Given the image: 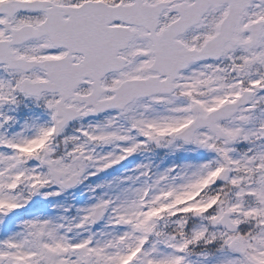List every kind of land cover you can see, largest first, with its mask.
Returning a JSON list of instances; mask_svg holds the SVG:
<instances>
[{"label": "snow or ice", "instance_id": "1", "mask_svg": "<svg viewBox=\"0 0 264 264\" xmlns=\"http://www.w3.org/2000/svg\"><path fill=\"white\" fill-rule=\"evenodd\" d=\"M0 264H264V0H0Z\"/></svg>", "mask_w": 264, "mask_h": 264}]
</instances>
